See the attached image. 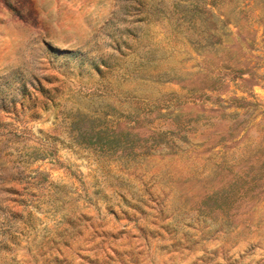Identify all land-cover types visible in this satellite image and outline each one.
<instances>
[{
    "label": "rangeland",
    "instance_id": "rangeland-1",
    "mask_svg": "<svg viewBox=\"0 0 264 264\" xmlns=\"http://www.w3.org/2000/svg\"><path fill=\"white\" fill-rule=\"evenodd\" d=\"M0 264H264V0H0Z\"/></svg>",
    "mask_w": 264,
    "mask_h": 264
}]
</instances>
